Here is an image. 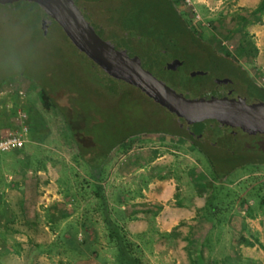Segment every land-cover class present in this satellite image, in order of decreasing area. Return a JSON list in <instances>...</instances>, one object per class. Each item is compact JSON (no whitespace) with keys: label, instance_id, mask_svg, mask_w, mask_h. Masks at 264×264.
<instances>
[{"label":"rangeland","instance_id":"1","mask_svg":"<svg viewBox=\"0 0 264 264\" xmlns=\"http://www.w3.org/2000/svg\"><path fill=\"white\" fill-rule=\"evenodd\" d=\"M171 1L201 43L216 57L240 68L239 63L249 56L252 44L244 23L243 27L235 24L239 23L236 18L240 19L245 12L234 11L230 7L234 3L232 0H205V3H212L206 12L205 4L197 0ZM42 21L47 24L50 19L28 5L19 3L0 7V82L5 79L0 88L11 82L16 86L19 84L22 90L34 87L36 101L29 105L38 111L31 119L32 130L23 151L25 154L8 161L21 165V179L27 177L30 185H35L38 196L45 194L49 197L34 206L32 214L27 215L29 222L22 223L23 231L27 230L26 224H35V227L29 226L31 233L4 236L0 264H264V219L260 221L261 232L254 231L252 223L246 221L247 218L264 217V198L258 197L257 201L247 192L256 180L241 188L228 186V190L223 191L224 185L220 182L226 173L217 174L216 169L207 164L206 156L200 155L189 141L173 135L139 134L126 138L113 148L99 163L102 165H89L97 151L107 148L123 135L142 132L159 124L151 122L140 97L103 100L98 98L100 91L89 81L86 85L91 91L90 104L83 94L66 100L61 91L56 92L55 97L49 95L51 102L46 106L38 97L41 93L38 83L50 89L52 85H61L68 90V80L79 82L82 79L81 61L86 62L88 72L91 67L86 56L73 46L59 27H53L51 34L45 35ZM123 52L137 65L139 57L146 68L142 71L146 76L155 66L152 55H148L147 60L143 52L138 56L127 50ZM188 59L184 71L179 70L182 72L180 76H171L172 80L175 78L190 89L185 96L196 98L197 89L207 81L201 77L181 78L183 73L191 70L203 72L213 65L199 57L190 56ZM155 75L161 76L160 73ZM128 90L134 91L135 88ZM71 116H76V120ZM236 139L238 143L249 141L255 144L261 137L242 133L236 134ZM98 146H101L100 150ZM153 148L165 155L163 165L157 169L146 168L147 173L136 171L124 178L118 172L126 157ZM29 149L30 156H26ZM232 150L235 155L239 153L238 156L211 147L208 153L210 160L217 162V168L225 169L228 163L243 161L244 155L248 154L245 148L239 150L234 146ZM228 154V163L218 162ZM11 155L13 152L0 153V158ZM188 155L197 164H202L210 178L203 190L205 197L210 199L208 205L205 210L196 208L194 214L190 213L192 217L188 211H192L194 201L200 204L203 196L202 190H197L184 179L188 177L182 172V166ZM250 167L249 164L243 165L229 175L227 182L246 175ZM11 169L3 176H13L17 168ZM1 174L0 171V177ZM156 179L163 180L167 187L150 188ZM152 190L157 194L169 190L173 197L157 205L142 202L140 193ZM184 207L188 208L183 212L186 218L180 212ZM228 215L230 218L226 221ZM144 219L148 229L155 231L164 222L182 220L168 233L156 236L130 234L133 223L138 227Z\"/></svg>","mask_w":264,"mask_h":264},{"label":"flooded vegetation","instance_id":"2","mask_svg":"<svg viewBox=\"0 0 264 264\" xmlns=\"http://www.w3.org/2000/svg\"><path fill=\"white\" fill-rule=\"evenodd\" d=\"M67 1L68 5L70 7L73 6L77 10L78 15L82 18L83 29L87 31L90 39L84 40L82 38L81 35L84 33L78 32L76 25H80V22L75 17H71L67 13L62 12L61 9V11L58 10V7L53 5L49 0H30L21 1L19 3L36 8L40 13L42 12L48 20L50 19L47 24L42 21L44 30L49 31V29H47L50 28L47 27L48 25L59 27L73 46L81 54L86 56L88 60L87 64H90L89 67L91 68L88 72L85 67L86 62L82 60L80 68L83 75L81 78L86 80V76L91 75L89 77L90 83L100 91L98 98H103V100L106 98L116 99L123 95L121 92L122 89L128 90L130 87L135 88V90L149 97V100L142 98L141 100L149 113L148 117L151 119V122L158 123L159 126H151L153 128L143 130L140 134L165 137L173 135L186 142L189 141L198 153L206 156L209 165L215 169L218 166L217 163L215 164V162H212L207 156L209 154L205 152L208 151L210 147L228 152L234 156H238L239 154L236 152L235 155L233 152L232 148L234 146L239 150L245 148L256 150V152L257 150L264 152V137L260 135L261 139L256 141L255 144L254 142L251 144L249 141L243 143L237 142L236 134H242V132L239 131L240 126L236 125L237 123L235 124L236 126H232L231 120L228 125H226L227 121L233 118L232 115L227 113V110H230V106L221 104L217 108L216 106L212 109L208 107L206 110L202 111L198 110L199 108L197 106L187 103L189 97L185 96V94L187 91H190V89L182 85V82L177 79L174 78L172 80L171 76H180L182 72L179 70H183L187 65L184 61L174 60L166 65L157 64L150 69L149 75L146 76L142 73L146 68L142 66L139 57L136 60L138 63L137 65L128 54H124V49L117 45L114 38L98 28L96 21L92 16H89L88 13H84L79 4H75L74 0ZM72 23H74V25H72ZM66 28L73 30V32H67ZM100 61H102V63ZM175 61H180L182 65L181 67H177L176 70H172L170 67ZM231 66L229 61L223 62L220 65L224 71L231 70L234 72L233 66ZM87 72L90 75H88ZM185 72L186 73H183L181 78L186 76L190 78L196 77H191L193 73L192 70ZM155 73H160V78L157 77ZM202 74L204 77L201 78L207 82L204 85L199 84L200 87L197 89L199 93L194 95L196 98L206 99L214 97L216 99H221L228 97L231 99L234 98L233 92H235L237 96L242 99L258 100L260 103L264 104V99L260 98L258 94L245 92L247 89L242 83L235 80L236 77H234V79L223 72L219 75L213 68L209 67L203 71ZM240 80H243V78ZM62 95L65 98L67 97L66 94ZM158 107L174 126L179 127L178 129H172L165 123L161 116H158ZM210 111L214 113L212 114L213 118L210 117ZM82 121L83 120L80 119V122Z\"/></svg>","mask_w":264,"mask_h":264},{"label":"crops","instance_id":"3","mask_svg":"<svg viewBox=\"0 0 264 264\" xmlns=\"http://www.w3.org/2000/svg\"><path fill=\"white\" fill-rule=\"evenodd\" d=\"M232 1L234 3L231 4L230 7L234 9V11L238 10L239 12H245L246 14V15H242L240 19L236 18V20H238L239 23H235V24L236 25L238 24L241 27H243L242 23H244V27L246 28L247 32H249V35L251 36V40H252L249 56L247 58H243L242 64L239 63L240 68L239 67L236 68H238L241 73H245L244 74L245 77L249 79L250 82L254 85L258 93V96L264 99V0H232ZM197 2H202V4H205L203 5L205 6V9L202 8L204 9L205 12L207 11L206 9L207 7L212 6V3L210 1L205 3V0H197ZM208 10L211 9L208 8ZM235 73L237 72L235 71ZM14 81L18 82L17 80ZM10 85L15 86L14 82H11L8 83L6 86L2 85L0 88V127H4L6 125L12 124L15 121V112L17 111L18 106L19 105L22 106L29 115L28 122L30 125V129L26 135V142H27L32 130L31 119L33 118L35 112L36 113L38 112L36 111V109L32 104L29 105L30 102L33 103V101H36L35 100L36 94L34 93L35 90L34 87L32 86L28 87V89L23 90L25 97L23 99H19L16 91L14 90L15 88L12 87L10 88L9 87ZM15 87L18 88L19 84H17V86ZM3 92H5V94H3ZM40 95L41 93H38V97ZM24 148L21 151L13 152V155L9 157L0 158V171L2 173L1 174L2 178L0 177V246L4 244L5 235L19 236V235L31 233L29 226L35 227V224L33 226L32 225L27 226L26 224L27 230L23 231L24 226H22V223L25 221L29 222L30 218H28L27 215L32 214L31 211L33 212L35 210L34 207L35 205L45 202L44 200H49V197L45 194L42 197L36 194L37 190L35 189L36 188L35 185H30L31 183L27 181L28 180L27 177H25V179H21V173L23 172L22 171L23 169L20 167L21 165H16L13 161H8V159L10 158L13 157L17 158L18 156H23V154H25L23 153ZM26 152H27L26 156H30L31 150L29 149ZM190 155L194 156L193 154ZM190 155H188L187 157L188 159L184 161L185 163L183 162L184 166L189 165L190 167H186V169H184L185 167L182 166L183 169L182 168L180 169H182V172L187 175L188 178H186V176L184 178L187 183L189 181L197 190L200 191L202 190L203 199L201 200L200 204L198 202L195 203L196 201H194L195 206L192 207L193 212L192 211L189 212L188 208L185 207L182 208L183 210L180 212L183 216H184L183 212L188 211V214L190 213L194 214V211L196 212L197 209L205 210L210 200L209 197H205V191H203L205 185H208L207 182L210 180V178L207 176L202 164L200 162L199 164L201 166L197 164L195 162L196 160L192 159ZM165 158H166L165 155L160 154V151L157 148H153L152 150H148V151H142L141 153L133 154L130 155L129 157H126L123 163H121L122 166L120 167L118 172L121 173L123 178L130 176L131 173H134L136 171L137 172L142 171L144 173H147L146 168L157 169L158 166L163 165ZM190 161H194V162H190ZM241 162L242 161H238V163ZM7 164H11V165L7 166ZM207 164L209 165V162ZM249 165H251L250 168L252 169V171L250 169V171L247 172L246 175L238 177L233 182L230 183L227 182L229 175H231L237 169L241 167L243 168V166L236 167L235 169L230 170V172L226 173L225 176L222 177L223 179L221 178L222 183L220 182V184L224 185V187H222V190L227 191L228 186L231 187L235 185L234 186L235 188H241L244 187L245 185H248L249 181L256 180L255 183H251L249 187L250 191L247 192H250L252 195H254V197L258 201L259 199L258 197L262 196L264 198V177H263L264 163L252 161L249 162ZM10 168H12L11 169L12 171L13 169L17 168V170L13 173V176L10 175L8 177L6 175L3 176V173L9 171ZM254 176L256 177V179L253 178ZM158 186L167 187V185H164L163 180L156 179L151 183L150 188H156ZM185 188L186 187H184V190H186ZM142 193H143L142 195L140 193V196H142L141 201L144 203H148L150 205L162 204L164 201L169 200L168 197L170 198L173 197L172 191L169 190L162 194H157L155 190L148 191V193H146V191H142ZM186 196L187 194L185 195V197ZM254 203L257 204L258 202L257 203L254 202ZM261 203L262 202L260 201L259 205ZM191 215L192 214H190V216ZM184 218H186V214ZM229 218H230L229 215L226 216V221H228ZM32 219L34 221V218ZM262 219H264V217L263 218L258 217L254 219L247 218L246 221L252 223V226L254 227L253 229L254 231L260 230L261 232L260 221ZM180 220L182 219L173 220L170 223L164 222V225L158 231L157 230L155 231V229H148V225L145 222V219L144 221L139 220L140 223L138 227H135L134 226L135 223H133V225L131 226L132 228L129 229V231L130 234L133 235L143 234L144 236L145 235L156 236L157 234H161L162 232L168 233L172 231V229L178 226ZM255 220L258 222L255 223ZM225 234L228 233L225 232Z\"/></svg>","mask_w":264,"mask_h":264},{"label":"trees","instance_id":"4","mask_svg":"<svg viewBox=\"0 0 264 264\" xmlns=\"http://www.w3.org/2000/svg\"><path fill=\"white\" fill-rule=\"evenodd\" d=\"M74 3L79 4L84 13H89L96 21L98 28L114 38L119 47H123L124 50L133 53V55L138 56L143 52L147 60L149 59L148 55H152L154 59L153 64L155 65H166L174 60H182L188 65V58L190 56L203 58L213 65L212 68L217 73L221 71L230 77H236L234 79L242 83L247 89L245 92L258 94L254 85L238 68L233 66V69L237 72L235 73V71L231 70L224 71L221 67L217 66L227 61L222 57H216L207 46L201 43L185 20L174 9L171 0H74ZM49 27L51 28L49 31L43 30L45 35L51 34L53 27ZM154 55L155 58L153 57ZM87 74L90 75L88 72ZM90 76H86V80L80 79L79 82L75 79L68 80V90L61 85H52L50 89L37 82L41 88L40 96L43 103L47 106L51 102L49 95L62 91L67 96L66 100L70 99L73 95L83 94L85 100L90 104L89 102L91 101L89 99L92 98L91 91L90 87L88 88L86 85L87 81L90 82ZM242 77L243 80H240ZM4 81L5 79L2 82ZM75 85L77 88H75ZM69 103L71 104V100ZM62 111L65 110L63 109ZM71 117L74 119L76 116ZM140 133H127L114 143L109 144L107 148L101 149V146H98V150H101L97 151L98 153L95 155V158L89 161V165L94 167L102 165L99 163L107 158L113 148L123 143L126 138L139 135ZM247 151L248 154L244 155V160L241 163H228L230 159L229 154L225 156L224 160L219 159L218 162L227 161L228 167L225 169L216 168V173L222 175L252 161L264 163V152L257 150L258 153H256V150L252 149H248ZM205 152L208 153V151ZM258 154L262 157H259ZM207 156L211 159L210 155Z\"/></svg>","mask_w":264,"mask_h":264},{"label":"water","instance_id":"5","mask_svg":"<svg viewBox=\"0 0 264 264\" xmlns=\"http://www.w3.org/2000/svg\"><path fill=\"white\" fill-rule=\"evenodd\" d=\"M21 1H30V0H0V7L1 6H5V5H9V4H15V3H19ZM37 1V0H34ZM53 5L58 7V10H62V12L67 13L68 15H70L71 17H75L79 22L80 25H76V28L78 29L79 33H84L82 36V38L84 40L90 39V37L87 34V31H85L83 29V20L82 18L78 15L77 10L72 6L70 7L68 5V1L67 0H49ZM60 10V11H61ZM72 25H74V23H72ZM67 32H73V30L66 28ZM81 45V44H79ZM102 63V61H100ZM182 63L180 61H175L172 65H171V69L172 70H176L177 67H181ZM143 73V72H142ZM144 74V73H143ZM146 75V74H145ZM148 76V75H147ZM192 76H196V77H204V75L202 74V72H193L191 74ZM122 96L120 97H124L127 98H131L133 96H138L142 99H148L149 97L142 93V92H138L136 90H125L122 89ZM233 96L234 98H228V97H224L221 99H216L214 97H210V98H206V99H200V98H188L187 99V103L189 105H195L197 106L199 109L198 110H206L208 107L210 109L214 108V106L219 107V105H227L230 106V110H227V113L229 115H232V119H229L226 123V125H228L229 121L231 120L232 126H236L239 125L240 129L239 131H241L242 133H249V134H258L262 137H264V104L260 103L258 100H245L242 99L240 97L237 96V94L235 92H233ZM159 109V108H158ZM160 112V109H159ZM211 115L210 117L213 118L214 114L212 111H210ZM158 116H161L163 118V120L165 121V123L171 127L172 129H178L179 127L174 126V124H172V122L169 120V118H167L165 115L162 114H158ZM237 123V124H236ZM236 124V125H235Z\"/></svg>","mask_w":264,"mask_h":264},{"label":"built area","instance_id":"6","mask_svg":"<svg viewBox=\"0 0 264 264\" xmlns=\"http://www.w3.org/2000/svg\"><path fill=\"white\" fill-rule=\"evenodd\" d=\"M15 86L10 85L9 87L15 88L19 99H23L25 97L24 91ZM28 118V113L19 105L15 112V121L10 125L0 127V153L18 152L24 148L26 135L30 129Z\"/></svg>","mask_w":264,"mask_h":264}]
</instances>
